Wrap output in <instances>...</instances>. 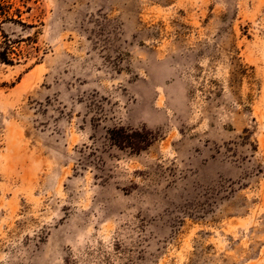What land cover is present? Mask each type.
I'll return each instance as SVG.
<instances>
[{
	"label": "rangeland",
	"instance_id": "obj_1",
	"mask_svg": "<svg viewBox=\"0 0 264 264\" xmlns=\"http://www.w3.org/2000/svg\"><path fill=\"white\" fill-rule=\"evenodd\" d=\"M0 264H264V0H9Z\"/></svg>",
	"mask_w": 264,
	"mask_h": 264
},
{
	"label": "trees",
	"instance_id": "obj_2",
	"mask_svg": "<svg viewBox=\"0 0 264 264\" xmlns=\"http://www.w3.org/2000/svg\"><path fill=\"white\" fill-rule=\"evenodd\" d=\"M10 3L9 0H0V17L2 18L3 22L10 21V18L8 17L7 9H9ZM10 53H13L12 50L8 47L3 48L2 51H0V62L2 63H9L8 56Z\"/></svg>",
	"mask_w": 264,
	"mask_h": 264
}]
</instances>
